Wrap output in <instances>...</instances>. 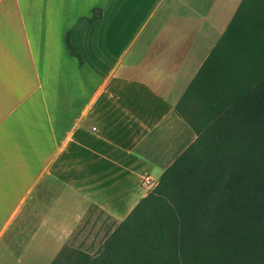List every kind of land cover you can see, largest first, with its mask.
Returning a JSON list of instances; mask_svg holds the SVG:
<instances>
[{
	"label": "crops",
	"instance_id": "crops-1",
	"mask_svg": "<svg viewBox=\"0 0 264 264\" xmlns=\"http://www.w3.org/2000/svg\"><path fill=\"white\" fill-rule=\"evenodd\" d=\"M240 2L0 0V264H50L156 185L195 138L174 107Z\"/></svg>",
	"mask_w": 264,
	"mask_h": 264
},
{
	"label": "trees",
	"instance_id": "trees-1",
	"mask_svg": "<svg viewBox=\"0 0 264 264\" xmlns=\"http://www.w3.org/2000/svg\"><path fill=\"white\" fill-rule=\"evenodd\" d=\"M174 111L194 140L94 254L50 264H264V0H241Z\"/></svg>",
	"mask_w": 264,
	"mask_h": 264
},
{
	"label": "rangeland",
	"instance_id": "rangeland-1",
	"mask_svg": "<svg viewBox=\"0 0 264 264\" xmlns=\"http://www.w3.org/2000/svg\"><path fill=\"white\" fill-rule=\"evenodd\" d=\"M111 227H113L112 220L102 214H95L93 220H91L81 234L78 235L71 247L76 249L77 252L94 254ZM75 261L76 253L66 259L62 264H74Z\"/></svg>",
	"mask_w": 264,
	"mask_h": 264
},
{
	"label": "built area",
	"instance_id": "built-area-1",
	"mask_svg": "<svg viewBox=\"0 0 264 264\" xmlns=\"http://www.w3.org/2000/svg\"><path fill=\"white\" fill-rule=\"evenodd\" d=\"M149 182H150V178L148 176L145 177L144 180H143V183L144 184H149Z\"/></svg>",
	"mask_w": 264,
	"mask_h": 264
}]
</instances>
